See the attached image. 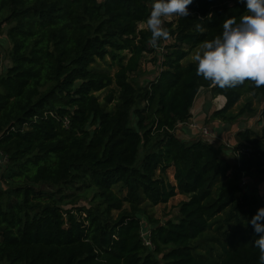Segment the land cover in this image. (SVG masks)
<instances>
[{
  "label": "trees",
  "instance_id": "1",
  "mask_svg": "<svg viewBox=\"0 0 264 264\" xmlns=\"http://www.w3.org/2000/svg\"><path fill=\"white\" fill-rule=\"evenodd\" d=\"M151 8L152 0H0L13 62L0 75V154L17 183L16 199L6 204L0 190V264H162L157 254L169 264H260L249 221L264 199L243 192L241 180L264 173V111L260 135L238 132L235 160L210 141L185 143L175 134L190 119L198 88L212 86L184 60L245 5L193 0L187 17L164 21L175 43L157 77L137 86L133 75L152 51ZM1 59L0 46V67ZM107 59L111 66L101 68ZM221 93L232 104L264 97V86L246 81ZM133 113L144 127L141 160ZM218 119L229 120L224 113ZM78 179L97 206H76L75 197L65 207L74 194L39 190ZM178 193L188 196L181 218L151 230L147 245L142 205Z\"/></svg>",
  "mask_w": 264,
  "mask_h": 264
},
{
  "label": "rangeland",
  "instance_id": "2",
  "mask_svg": "<svg viewBox=\"0 0 264 264\" xmlns=\"http://www.w3.org/2000/svg\"><path fill=\"white\" fill-rule=\"evenodd\" d=\"M7 16L8 11H3L0 13V46L2 48V64L0 67V75L4 74L7 68L13 63L10 55L12 43L10 42L7 34L8 24L5 25L6 23L4 21ZM179 18L180 17L173 16L166 18L164 21L176 22L179 20ZM163 26L165 27L164 24ZM174 43L175 37L173 35H169L167 40H161L157 48H153L149 45V49H152V51L148 52L144 57L142 63V72L137 75H133V79H136L134 83L137 86H147L157 77L161 70V64L164 61L163 56L168 51L167 45ZM183 48L189 49L188 46H184ZM198 49L199 47L195 48L189 54L188 58L184 60V63L192 61V56ZM107 60V62L101 61V68L109 69L111 66V61H109V59ZM110 70L111 74H114L117 71L116 67H111ZM103 97L104 93H100L101 100ZM263 111L264 97L246 95L237 102L229 104L227 97L221 93V89L219 87L214 85L210 87L201 86L197 90L196 98L192 106L191 118L187 121L188 126H191V128L194 129V133L189 136L187 132L180 131L178 134L180 137L186 140L185 143L192 142L197 139H203L205 141L210 139L209 141L214 144L220 156H227L228 158L235 160V157L232 155V149L239 140L237 137L238 132L250 130L260 135L263 127ZM222 113L228 117V121L218 119V114ZM139 121V116L133 113L129 123L130 126L140 133L142 139L139 145V158L141 160L147 149L144 147V127L143 124H139ZM193 125L197 126L195 127ZM183 126H185V124L180 125L177 129L180 130ZM204 127H206L212 134L210 137H207L202 133V128ZM228 158H226V160L230 161ZM0 160L2 161L0 164V190L6 192L4 201L6 204L16 199L14 188L16 187L17 183H15L14 180L9 177V170H4L7 165V158L5 155L0 154ZM168 176L170 180L175 183L173 168L168 170ZM242 181H246L245 185L241 184L243 192L251 193L253 190H257L264 199V173L257 174L252 172L249 174H243L241 183ZM81 185H83V181L78 179L70 183L67 187L54 188L50 186H41L39 190L45 191L47 193L63 190V194H74L71 199L66 201L65 207H72L75 204L76 206L86 207H90V205H93L94 207L97 206L98 201H92L94 191L82 190ZM75 197H79L81 199L72 205L71 203L75 201ZM187 199V195L178 193L168 203L155 206L150 205L149 203H144L142 205V210L139 213L143 227L141 234L144 242L147 245H151L149 238L151 235V230L155 229L159 225H165L168 221L177 222L181 218L180 204ZM213 233L214 231L211 232V234ZM152 248H154V246H152ZM214 251L218 252V249L215 248ZM156 258L162 264H169L168 261L163 258L162 254H157Z\"/></svg>",
  "mask_w": 264,
  "mask_h": 264
},
{
  "label": "clouds",
  "instance_id": "3",
  "mask_svg": "<svg viewBox=\"0 0 264 264\" xmlns=\"http://www.w3.org/2000/svg\"><path fill=\"white\" fill-rule=\"evenodd\" d=\"M193 0H153L145 21L150 32L149 44L159 46L169 38L163 26L169 17H187ZM245 12L238 18H226L221 31L204 41L192 56L196 75L220 89L234 88L249 81L255 88L264 86V0H241ZM208 141V140H207ZM258 234L253 241L259 250L260 264H264V207H260L249 221Z\"/></svg>",
  "mask_w": 264,
  "mask_h": 264
},
{
  "label": "crops",
  "instance_id": "4",
  "mask_svg": "<svg viewBox=\"0 0 264 264\" xmlns=\"http://www.w3.org/2000/svg\"><path fill=\"white\" fill-rule=\"evenodd\" d=\"M191 115H192V108H191ZM191 118V117H190ZM182 124H185V126H183L180 130H176V132H175V134H176V136L178 137V138H180L183 142H185L186 140H184L182 137H180L179 136V134H178V132H180V131H184V132H187L188 134H189V136L190 135H192L193 133H194V129L193 128H191V126H188V123L187 122H185V123H182ZM182 124H180V125H182ZM179 125V126H180ZM178 126V127H179ZM193 131V132H192Z\"/></svg>",
  "mask_w": 264,
  "mask_h": 264
},
{
  "label": "built area",
  "instance_id": "5",
  "mask_svg": "<svg viewBox=\"0 0 264 264\" xmlns=\"http://www.w3.org/2000/svg\"><path fill=\"white\" fill-rule=\"evenodd\" d=\"M193 126L196 127L197 125H193ZM202 133H203L204 135H206L207 137H210V136L212 135L206 127L202 128ZM209 140H210V139H209ZM209 140H208V141H209ZM241 184H242V185H245V184H246V181H242Z\"/></svg>",
  "mask_w": 264,
  "mask_h": 264
}]
</instances>
